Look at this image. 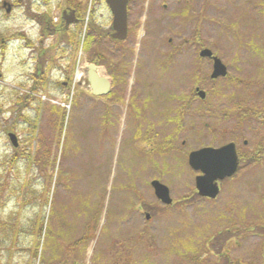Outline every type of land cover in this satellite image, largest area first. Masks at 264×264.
<instances>
[{
	"label": "rangeland",
	"instance_id": "obj_1",
	"mask_svg": "<svg viewBox=\"0 0 264 264\" xmlns=\"http://www.w3.org/2000/svg\"><path fill=\"white\" fill-rule=\"evenodd\" d=\"M40 1L33 0L34 11L45 10ZM67 1L50 0L54 18ZM74 2L85 22L80 31L71 28V43L57 48L64 50L60 64L72 86L86 26L104 29L110 15L103 0ZM159 3L154 1L152 8L159 17L161 11L167 18L170 13L172 24L168 32L157 26V70L151 66L136 72L140 82L135 91L143 90L144 83L150 92L157 91V132L161 141L172 139V155H147L150 148L134 140L126 113L114 117L119 118L114 125L104 124L105 115L92 110L88 92H73L67 85L60 96L48 88L33 94L23 116L38 124L29 150L54 176L49 190L45 173L9 165L14 149L7 137L15 133L22 144L31 137L32 126L11 109L33 85L36 63L26 41L10 36L26 35L37 47L39 31L25 8L0 16V39L9 38L6 51L0 50V220H7L6 228L0 224V264H264V0H162L166 10ZM143 26L136 37L143 36ZM151 33L153 43L156 32ZM170 39L185 55L177 52L166 77L160 64ZM54 41L50 37L44 44L48 56ZM199 46L226 65V79L211 80L213 65L198 58ZM82 54L84 66L90 56L85 49ZM51 64L48 57L46 74L56 84L61 75L53 73ZM197 87L206 93L205 101L197 98ZM230 142L243 158L237 174L221 183L217 200L199 198L198 174L189 167L188 155ZM153 180L169 188L172 207L157 201ZM24 201L22 217L9 219L12 208ZM19 218L22 229L11 243L6 229ZM37 218L47 229L44 235H38Z\"/></svg>",
	"mask_w": 264,
	"mask_h": 264
},
{
	"label": "flooded vegetation",
	"instance_id": "obj_2",
	"mask_svg": "<svg viewBox=\"0 0 264 264\" xmlns=\"http://www.w3.org/2000/svg\"><path fill=\"white\" fill-rule=\"evenodd\" d=\"M154 1L155 3L160 1L159 4L162 2V0H129L127 4V38L124 41L113 39L114 16L109 6L104 2L108 8V13L110 14L109 20L107 21L104 29H100L92 23L90 26H87V36L91 38L87 54L89 53L90 63L94 64L98 71L101 72L102 69L105 71V74L102 73V76H100L110 82L111 92L106 96H95L87 86H84V88L82 84L77 85V91L80 94L88 92V96L90 97L92 103V110L97 111V113L101 111L105 115L103 122L108 126L114 125L116 121L119 120L122 112L126 113L127 116L130 117L131 125L135 128V132L132 135L134 140H137L139 143H145L150 148L147 150V155L153 154L152 156L157 159L158 153L160 154H158L159 156H161V154H165L164 156L172 155L171 151L174 147L171 138L166 137L161 141V135L157 132V111H160V106L157 110V91L153 90V93L150 92L149 83H144L143 90H140L139 92L135 91L136 85L140 82L136 75L137 73L140 74L141 69L149 71L151 69L150 67L153 66L155 70H157V26L158 28H162L163 32H168L170 25L172 24L170 13L168 18L164 17L163 11H161L160 17L157 16V9L152 8ZM2 4L0 5V12H2L0 13V16L9 17L14 8V4H11L12 9H10L9 6L4 7ZM161 6L164 10L168 9L167 4L163 3ZM66 9L70 12H74L73 15H70L69 13L65 18V16H63V10L58 21L52 24H50L48 20L46 22V30L51 32L50 37H54L55 39V41L48 47L49 49L54 50L51 57V67L54 71L53 73L61 75L63 78H65V69L60 64V57L64 54V50L60 52V49H57L60 48L61 44H63L62 33H64L65 29L71 28H74V31H80L84 23L81 6L78 7L77 5L75 9ZM32 22L39 31V34L36 37L38 40V46L30 48V50L36 54V63L33 75L38 71L40 72V70H42V73L45 75L47 69L46 62L42 65V67L38 63L41 59V57L38 58V48L44 47L45 42L50 37L45 36L40 28V25L37 24V21L32 20ZM141 22L144 25L143 30H145L142 36L143 39L139 35L136 37V32L139 29ZM152 29L156 32V38L153 43L151 42ZM187 44L188 41L185 42L183 47H186ZM167 45L168 51L164 53V62L161 63L162 66L160 64V68H163L162 74L166 77L170 75V69L168 68L174 67V64L172 63H175L176 55L178 54L177 52H182V54L185 55L182 48L178 50V48L176 49V47L172 46V39L168 40ZM199 49L200 53L204 47L199 46ZM137 52H139V57L143 58L140 59V61H142L141 64L139 62V57L136 56ZM86 60L87 57L85 61ZM131 70H134V72H131ZM147 76H149V74H147ZM154 81L157 83V80ZM63 85L64 87L67 86L66 83ZM191 104L192 103L189 100L187 101L185 107L188 108ZM183 107L184 105H182V108ZM152 112L154 113V116ZM150 115H152V118ZM116 116H119V118L114 121V117ZM151 119H154L153 123ZM246 144L247 142L244 141V145ZM184 145L185 143H183V146Z\"/></svg>",
	"mask_w": 264,
	"mask_h": 264
},
{
	"label": "water",
	"instance_id": "obj_3",
	"mask_svg": "<svg viewBox=\"0 0 264 264\" xmlns=\"http://www.w3.org/2000/svg\"><path fill=\"white\" fill-rule=\"evenodd\" d=\"M113 13V39L124 41L127 38V4L129 0H105ZM11 8V6H10ZM71 12L70 15H73ZM67 16V11L63 13ZM201 58H209L213 62V73L211 80L225 78L228 74L226 66L213 53L205 49L200 53ZM97 68L91 64L88 67V78L86 84L90 86L93 95L106 96L110 93L111 84L105 78L99 77ZM201 100L206 99V93L199 88L196 90ZM10 142L14 148H18V139L14 134H9ZM240 164L236 145L227 144L219 149L204 148L192 152L189 156V166L201 175L196 178V190L199 197L216 200L220 195L219 182L232 178L238 171ZM151 186L156 199L165 206H171L173 199L168 187L159 181H153ZM149 219V216H147Z\"/></svg>",
	"mask_w": 264,
	"mask_h": 264
},
{
	"label": "trees",
	"instance_id": "obj_4",
	"mask_svg": "<svg viewBox=\"0 0 264 264\" xmlns=\"http://www.w3.org/2000/svg\"><path fill=\"white\" fill-rule=\"evenodd\" d=\"M74 3H75L74 0H68L67 1V7L74 8ZM14 4H15V7H17V8H25L26 13L30 17L33 16L34 18H36L39 21V24H41L43 32H45L47 34L45 21L49 20V22L52 23V18L50 16V14L40 13V14H37V16L32 15V13H31V11H32V0H15ZM47 16H49V17H47ZM82 18L84 19V16H82ZM13 38L14 39L18 38V39H22V40L26 41L28 46L32 45L31 42L29 40H27L26 36L23 34L10 36V39H13ZM8 39L9 38L4 37V38H1L0 40H4L6 42ZM86 40L87 41H86L85 47H86V50H88L90 47L91 38L87 37ZM0 48L3 51H6V49H7L5 43L0 44ZM41 77H43V76H40V78ZM37 84L40 85V87H41L40 90H43V86H42L41 82L39 81ZM30 91L38 92L39 90L37 91L35 86L34 87L32 86V87H30ZM21 98H20L19 106L17 108L13 107L11 109V111H18V113H19L18 118H22V120L25 122V124H29L30 126H32V131L30 132L31 137L25 138L24 139L25 143H23V144L21 143V145L18 149L13 150L14 152L9 158V161H10L9 165L16 167L17 165L23 164L26 167V169H28L29 171L34 172V171L38 170L37 171L38 173L43 172L46 174V176H48L47 172H45V169L44 170L42 169L41 162L36 160L35 157L32 155L31 151L29 150L30 148H33V143H34V140L36 138L37 123H35V121L31 122L29 119H27V117L23 116V112L28 108L31 97L28 96L27 94H24L21 96ZM64 115H65V111H64ZM11 131H15V129L12 128ZM25 144H26V147L24 149H26V150H24V152H23L22 146L24 147ZM48 165H49V163H48ZM51 165H53V167H55L56 160L51 161ZM53 177L54 176H52V175L48 176V190L52 186ZM14 195H15V193H14ZM15 199L18 201L20 199V194H18L15 197ZM27 204H28V202H26V201H24L22 203H17V205H16L17 210H16V208L15 209L12 208V210L8 214L9 219L13 215H15V217H19V216L22 217L23 209L25 208V206ZM6 222H7V220L6 221H4L3 219L0 220V224L2 226H4L5 228L7 225ZM35 223H36L35 227L38 229V235L46 234L47 229L44 228L43 221L41 219L37 218ZM9 228H10V230L7 231V229H6V232H7V234H10L11 236H5V237L11 243H13V242L16 243L17 238H18L17 234H19L21 232V229H22L21 218L14 220V222L10 224ZM38 250H39V245L37 246L36 250L33 251V254H32L34 261H36L38 258V253H39Z\"/></svg>",
	"mask_w": 264,
	"mask_h": 264
},
{
	"label": "bare ground",
	"instance_id": "obj_5",
	"mask_svg": "<svg viewBox=\"0 0 264 264\" xmlns=\"http://www.w3.org/2000/svg\"><path fill=\"white\" fill-rule=\"evenodd\" d=\"M97 73L99 75H101L102 73L100 71H97ZM102 76V75H101ZM85 77V70H82L79 72V74L77 75V79L79 80L80 78H84Z\"/></svg>",
	"mask_w": 264,
	"mask_h": 264
}]
</instances>
